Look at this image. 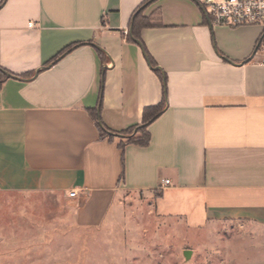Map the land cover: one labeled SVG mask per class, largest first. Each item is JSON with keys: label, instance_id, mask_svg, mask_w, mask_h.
I'll return each mask as SVG.
<instances>
[{"label": "crops", "instance_id": "1", "mask_svg": "<svg viewBox=\"0 0 264 264\" xmlns=\"http://www.w3.org/2000/svg\"><path fill=\"white\" fill-rule=\"evenodd\" d=\"M263 33L201 0H0V190L55 194L83 231L157 192L159 216L264 264ZM161 103L148 145L119 134Z\"/></svg>", "mask_w": 264, "mask_h": 264}, {"label": "rangeland", "instance_id": "2", "mask_svg": "<svg viewBox=\"0 0 264 264\" xmlns=\"http://www.w3.org/2000/svg\"><path fill=\"white\" fill-rule=\"evenodd\" d=\"M157 194L127 192L101 228L83 231L66 223L71 207L55 194L0 190V264L246 263L235 233L187 230L157 214Z\"/></svg>", "mask_w": 264, "mask_h": 264}, {"label": "built area", "instance_id": "3", "mask_svg": "<svg viewBox=\"0 0 264 264\" xmlns=\"http://www.w3.org/2000/svg\"><path fill=\"white\" fill-rule=\"evenodd\" d=\"M208 7L213 21L220 25L238 27L243 25H258L264 28V0H201ZM33 26V23L30 24ZM257 51L262 55L264 63V33L258 44ZM164 184L169 180H162ZM77 196V191L69 193Z\"/></svg>", "mask_w": 264, "mask_h": 264}, {"label": "trees", "instance_id": "4", "mask_svg": "<svg viewBox=\"0 0 264 264\" xmlns=\"http://www.w3.org/2000/svg\"><path fill=\"white\" fill-rule=\"evenodd\" d=\"M138 17H139V15L135 16V19L133 20V24H132L133 25V37L134 38L139 37V35H138V33H139ZM141 23H144L146 25L151 24L148 20L141 21ZM73 47H74V44L66 47L52 61H55L56 59H58L59 57H61L65 53L69 52ZM6 78H7V72L4 69L0 68V82ZM164 107H165L164 103H161V104L155 105V106L146 107L144 112H143L142 124L140 126H137V127H131L129 130L119 132V134L131 135L133 133L134 129L138 128L137 133L128 138V142L137 143V144H140L142 146L148 145L149 141H150V133L147 130L148 125L151 123V121L155 120L162 113ZM93 116L95 117V120L97 122L99 130L101 131V135H106L107 134V132H106L107 128L105 126H103V128H102V126L99 123V118L95 112L93 113Z\"/></svg>", "mask_w": 264, "mask_h": 264}, {"label": "water", "instance_id": "5", "mask_svg": "<svg viewBox=\"0 0 264 264\" xmlns=\"http://www.w3.org/2000/svg\"><path fill=\"white\" fill-rule=\"evenodd\" d=\"M7 75H10V74L7 73ZM137 130H138V128H136V129L134 130V132H133L131 135H134V134L137 132ZM191 253H192L191 250H189V249L185 250V251H184V257H185L186 259H189L190 256H191Z\"/></svg>", "mask_w": 264, "mask_h": 264}]
</instances>
